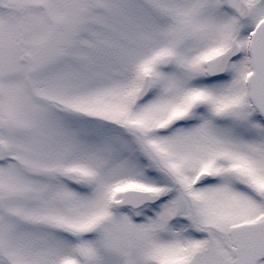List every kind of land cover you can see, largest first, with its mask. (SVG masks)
<instances>
[{
    "label": "snow or ice",
    "instance_id": "obj_1",
    "mask_svg": "<svg viewBox=\"0 0 264 264\" xmlns=\"http://www.w3.org/2000/svg\"><path fill=\"white\" fill-rule=\"evenodd\" d=\"M0 264H264V0H0Z\"/></svg>",
    "mask_w": 264,
    "mask_h": 264
}]
</instances>
